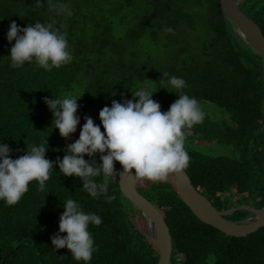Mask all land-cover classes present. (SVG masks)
<instances>
[{
  "label": "trees",
  "instance_id": "trees-1",
  "mask_svg": "<svg viewBox=\"0 0 264 264\" xmlns=\"http://www.w3.org/2000/svg\"><path fill=\"white\" fill-rule=\"evenodd\" d=\"M0 0V144L12 159L28 146L46 141L45 158L63 159L79 138L85 120L100 125L99 111L113 100L135 99L141 87L168 111L183 92L228 114L185 128L188 137L232 145L236 156L204 154L185 147L186 173L217 209L239 204L264 206V81L260 54L236 32L220 0ZM68 5L59 11V5ZM239 8L264 34V0H239ZM24 28L41 22L66 33L71 62L47 71L33 61L11 66L7 40L11 22ZM167 73L168 76L163 74ZM171 76L185 87L172 88ZM155 83H153V82ZM80 97L76 132L67 139L53 128L45 98ZM103 132V127L101 126ZM100 154L95 155L97 164ZM85 160H90L88 156ZM118 162L115 163L117 172ZM97 182L101 177L94 178ZM136 189L151 201L171 235L170 264H264V225L245 236L227 235L199 220L181 200L173 174L163 182L136 179ZM92 197L78 177L53 165L43 191L29 183L14 205L0 201V264H85L67 248L54 249L63 203L73 199L86 213L102 218L89 225L94 241L87 264H156L159 253L146 219L120 191L118 174L109 178L107 196ZM252 213L239 208L225 217L239 221ZM66 233H61V236Z\"/></svg>",
  "mask_w": 264,
  "mask_h": 264
},
{
  "label": "clouds",
  "instance_id": "clouds-1",
  "mask_svg": "<svg viewBox=\"0 0 264 264\" xmlns=\"http://www.w3.org/2000/svg\"><path fill=\"white\" fill-rule=\"evenodd\" d=\"M37 4L42 6L40 0ZM68 7L59 5V11H67ZM66 35L54 30L51 23L45 25L37 21L21 28L15 21L11 22L7 32V40L15 41L8 56L11 66L17 68L34 61L38 67L51 71L71 62ZM163 75L168 76L167 73ZM168 83L177 90L185 87V81L176 76H171ZM156 91L141 87L132 92L135 102L132 99L123 103L113 100L111 107L105 106L99 111L100 125L91 117H84L79 138L67 145L63 159L45 158L46 141L39 146H28L25 154L16 159L10 157L12 149L7 143L0 144V201L9 206L16 204L32 181L43 191L54 164L62 175L80 178L82 189L92 197L103 194L108 200L115 199L114 195L107 196V192L109 178L117 173L116 162L124 174L152 182L166 181L170 174L186 169L190 156L184 147V129L202 123L205 114L199 102L183 92L168 111L162 112L160 104L151 98ZM80 97L67 95L44 99L53 114L51 126L58 129L64 139L76 132ZM96 154H100L99 164L94 158ZM85 156L91 159L85 160ZM101 176L100 182L94 179ZM63 208L59 231L51 237V244L54 249L67 248L74 260L87 264L97 250L88 228L90 224L99 226L102 218L84 212L73 199H67ZM61 233L66 235L61 236Z\"/></svg>",
  "mask_w": 264,
  "mask_h": 264
},
{
  "label": "water",
  "instance_id": "water-1",
  "mask_svg": "<svg viewBox=\"0 0 264 264\" xmlns=\"http://www.w3.org/2000/svg\"><path fill=\"white\" fill-rule=\"evenodd\" d=\"M238 4L239 0H220L221 9L235 25L236 32L260 54L264 81V34L258 24L246 15ZM238 27L245 31L246 36L239 31ZM122 171L118 163L117 174L120 191L135 208L140 210L146 219L148 235L155 242L159 253L156 264H170L171 235L162 212L136 189L135 182L137 178L133 174H124ZM173 177L181 200L193 214L199 220L212 225L225 234L237 237L245 236L264 225V206L258 208L249 204H239L226 209H217L204 194L194 187L185 170L174 173ZM239 208L247 209L252 215L239 221L225 217ZM147 218L155 224L156 236L150 234Z\"/></svg>",
  "mask_w": 264,
  "mask_h": 264
},
{
  "label": "rangeland",
  "instance_id": "rangeland-1",
  "mask_svg": "<svg viewBox=\"0 0 264 264\" xmlns=\"http://www.w3.org/2000/svg\"><path fill=\"white\" fill-rule=\"evenodd\" d=\"M199 102L204 113L216 121L227 119L228 114L221 108L201 99H196ZM190 149L197 150L204 154L211 155H224V156H236L237 150L230 144L222 143L216 140H205L201 137H188L186 136L185 144ZM146 224V223H145ZM147 226V225H146Z\"/></svg>",
  "mask_w": 264,
  "mask_h": 264
},
{
  "label": "bare ground",
  "instance_id": "bare-ground-1",
  "mask_svg": "<svg viewBox=\"0 0 264 264\" xmlns=\"http://www.w3.org/2000/svg\"><path fill=\"white\" fill-rule=\"evenodd\" d=\"M238 28H239V31H240L243 35L246 36L245 31H244L242 28H240V27H238ZM147 219H148L147 222H148V228H149L150 234H151L152 236H156V227H155V224L152 222L151 219H149V218H147Z\"/></svg>",
  "mask_w": 264,
  "mask_h": 264
},
{
  "label": "flooded vegetation",
  "instance_id": "flooded-vegetation-1",
  "mask_svg": "<svg viewBox=\"0 0 264 264\" xmlns=\"http://www.w3.org/2000/svg\"><path fill=\"white\" fill-rule=\"evenodd\" d=\"M204 139V138H203ZM205 140H207V139H205Z\"/></svg>",
  "mask_w": 264,
  "mask_h": 264
}]
</instances>
